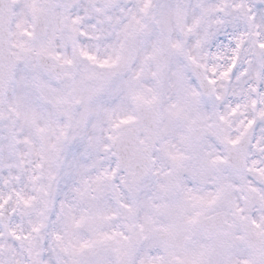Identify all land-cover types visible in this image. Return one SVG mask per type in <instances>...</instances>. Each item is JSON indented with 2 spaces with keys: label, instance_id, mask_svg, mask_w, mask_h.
<instances>
[{
  "label": "snow or ice",
  "instance_id": "1",
  "mask_svg": "<svg viewBox=\"0 0 264 264\" xmlns=\"http://www.w3.org/2000/svg\"><path fill=\"white\" fill-rule=\"evenodd\" d=\"M0 264H264V0H0Z\"/></svg>",
  "mask_w": 264,
  "mask_h": 264
}]
</instances>
